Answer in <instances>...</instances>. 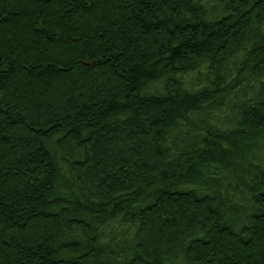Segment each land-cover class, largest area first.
Masks as SVG:
<instances>
[{"label":"trees","instance_id":"16d2710c","mask_svg":"<svg viewBox=\"0 0 264 264\" xmlns=\"http://www.w3.org/2000/svg\"><path fill=\"white\" fill-rule=\"evenodd\" d=\"M262 225L264 0H0V264H261Z\"/></svg>","mask_w":264,"mask_h":264},{"label":"rangeland","instance_id":"374dc122","mask_svg":"<svg viewBox=\"0 0 264 264\" xmlns=\"http://www.w3.org/2000/svg\"><path fill=\"white\" fill-rule=\"evenodd\" d=\"M100 10H101V11H100ZM99 11H100V13H101V12H106V13H107L106 15H108V16L110 15V12H111L109 9H105V8H102V7L99 9ZM102 24H103V23H100V26H102ZM92 47H93V46H92ZM92 47H91V48H92ZM173 208H174V207H172V204H169V205H167V206L165 207L166 210H173ZM159 215L161 216L162 214H160V212H159V213H156L154 216H152L151 220L154 221V222H156V220H158ZM27 234H28V233H27ZM261 235H264V225L261 226ZM24 237H25V236H24ZM225 250H226V249H225ZM225 250H222V253H221L222 255L225 254V253H223ZM235 252H237V251H235ZM250 253L253 254V252H249V253H247V254H245V255L248 256V254H250ZM246 260H247V259H246ZM249 260H250V259H249ZM261 264H264V261H262Z\"/></svg>","mask_w":264,"mask_h":264}]
</instances>
